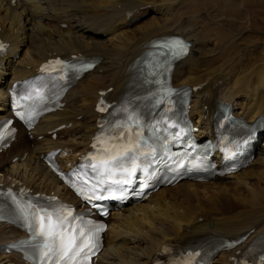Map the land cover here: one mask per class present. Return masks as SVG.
Wrapping results in <instances>:
<instances>
[{"label": "bare ground", "instance_id": "bare-ground-1", "mask_svg": "<svg viewBox=\"0 0 264 264\" xmlns=\"http://www.w3.org/2000/svg\"><path fill=\"white\" fill-rule=\"evenodd\" d=\"M263 14L264 0H0V36L10 47L0 59V116L10 114L6 103L12 82L33 74L46 57L79 54L98 60L65 92L59 110L40 118L30 131L17 124L14 141L0 152V182L53 190L76 201L45 166L43 155L56 149L60 163L67 165L89 149L99 91H107L109 98L122 94L133 64L161 35L179 34L189 41L172 79L174 85L196 88L189 114L197 136L210 134L221 103L233 115L264 123ZM261 149L264 139L235 173L179 180L142 203L112 211L95 264H150L167 244L208 239L237 240L210 260L231 264L240 250L264 235ZM17 234L24 235L0 222V246ZM0 264L28 263L18 253L1 251Z\"/></svg>", "mask_w": 264, "mask_h": 264}, {"label": "snow or ice", "instance_id": "snow-or-ice-1", "mask_svg": "<svg viewBox=\"0 0 264 264\" xmlns=\"http://www.w3.org/2000/svg\"><path fill=\"white\" fill-rule=\"evenodd\" d=\"M170 47L178 49L180 52H185L187 50V46L179 41L174 42V44ZM60 63V61L55 62L57 65ZM56 70V68H52V71ZM16 115L20 116L21 119L24 118L20 112H17ZM0 139H3V137L0 136ZM113 148L116 149L115 154H112L106 160L101 161V164L105 167L110 161L121 156H126L133 150L132 146L110 145L106 147L104 151L111 153ZM121 149H123V151H121ZM92 167L96 168L97 165H92ZM127 171L128 176L131 177L135 171V164L133 163L132 168ZM123 183H131V180H125ZM77 191L80 192V189H77ZM81 194L83 195L82 192ZM85 198L88 199L89 197ZM31 209L32 205L29 204L26 208H22L21 212L25 215V218L29 215H31L33 219L37 217L39 218V235L45 238V243L43 245L44 257L47 258L50 255L56 256V260L53 264H60L61 261L65 262V264H76V257L80 256L81 253L84 252L85 248L90 246L87 239H82L85 236L83 229H80L79 232H77L75 227L69 228L65 224V217L57 215L54 220L53 213L47 212L43 208H36L30 211Z\"/></svg>", "mask_w": 264, "mask_h": 264}, {"label": "rangeland", "instance_id": "rangeland-1", "mask_svg": "<svg viewBox=\"0 0 264 264\" xmlns=\"http://www.w3.org/2000/svg\"><path fill=\"white\" fill-rule=\"evenodd\" d=\"M263 17H264V14H263Z\"/></svg>", "mask_w": 264, "mask_h": 264}]
</instances>
